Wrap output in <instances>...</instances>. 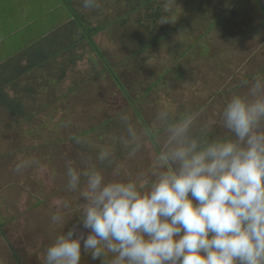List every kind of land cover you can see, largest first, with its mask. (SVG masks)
I'll return each mask as SVG.
<instances>
[{"label": "rangeland", "instance_id": "1", "mask_svg": "<svg viewBox=\"0 0 264 264\" xmlns=\"http://www.w3.org/2000/svg\"><path fill=\"white\" fill-rule=\"evenodd\" d=\"M67 1L93 26L109 23L95 41L127 96L88 43L80 41L64 0L37 2V11L30 12L31 25H24L27 31L18 32L17 38L27 34L32 44H38L42 34H49L43 45L58 44V50L76 40L79 44L71 54L18 78L16 86L6 89L7 95L21 100L25 117L13 116L0 106V222L5 232L0 248L9 250L12 264H44L46 248L61 231L75 227L73 238L89 234L78 216L83 201L66 187L68 160L78 169L94 164L106 179H113L117 166L126 173L121 179H139L142 174L149 178L158 145L148 138L141 151L130 156L119 141L126 134L122 115H128L138 129L150 128L157 111L167 106L177 114L198 113L200 122L215 119L212 132L222 136L219 113L227 99L246 92L243 81L264 77V33L255 31L261 30L260 13L249 12V0H160L156 6L170 22L160 21L156 31L143 20L141 10L122 23L127 0H99L97 9H84L82 0ZM34 31L39 32L33 39ZM17 38L0 64L9 67L16 62ZM155 39V46L140 51L142 43ZM75 56L81 59L63 75L62 66ZM26 63L25 59L19 65ZM103 147L111 150V163L96 159ZM25 159L39 163L16 173V163ZM65 202L68 208L63 207ZM57 211L65 213L64 229L51 220ZM81 254V264H98L99 259L84 251L83 241Z\"/></svg>", "mask_w": 264, "mask_h": 264}, {"label": "clouds", "instance_id": "2", "mask_svg": "<svg viewBox=\"0 0 264 264\" xmlns=\"http://www.w3.org/2000/svg\"><path fill=\"white\" fill-rule=\"evenodd\" d=\"M82 6L100 4L82 0ZM242 84L246 92L231 95L219 113L222 136L212 135L215 119L200 122L198 113L167 106L150 128L138 129L122 115L126 134L119 141L130 156L148 138L158 145L147 179H121L119 166L106 179L94 164L78 169L68 160L66 187L79 193L78 216L90 232L73 238L75 227L61 231L44 264H81V241L102 264H264V77ZM111 158L107 147L96 155L101 163ZM38 163L21 160L14 171ZM64 217L57 211L51 220L64 229Z\"/></svg>", "mask_w": 264, "mask_h": 264}, {"label": "trees", "instance_id": "3", "mask_svg": "<svg viewBox=\"0 0 264 264\" xmlns=\"http://www.w3.org/2000/svg\"><path fill=\"white\" fill-rule=\"evenodd\" d=\"M66 1L67 0H64L66 7L68 8V10L71 11V12H68L69 16L72 18L71 22L81 34L80 41L81 42L86 41L88 43V45L90 46V49L92 50L94 54V57L96 56L98 61L100 63L102 62L104 66V71L111 76L112 80L116 83L118 88L127 96L126 90L124 86L122 85L118 75L116 74L111 64L105 57L100 46L95 41V36L105 31L109 27V23L107 24L101 23L96 26H93L90 22L85 21L83 16H81L75 11L70 1H67V2ZM158 2H160V0H127L126 6L128 7V12L125 16H121V21H123L122 23H126L127 21L126 19L131 14H133L135 11L141 10L143 20L149 24V27L151 28V30L156 31L161 19L167 18V14H165L162 11L161 6L160 5L156 6ZM146 28L148 27L146 26ZM17 35H18L17 33L12 34V37H11L12 40H14L17 37ZM46 36L49 37L50 35L44 34L41 39L42 42H38V44H32L33 41L31 39H27V46H28L27 49L23 48L18 51H15V56H14L16 61H19L22 63L26 59L27 63L25 65L23 64L19 65V62L16 64H12L9 66L11 68L10 75H7L6 77H4L3 75L2 76L0 75V106L10 111L13 114V116L22 118V117H25L26 112L23 109L21 100L18 97H14V96L10 97L9 95H7L6 89L10 88L11 86L12 87L16 86L18 78H21L22 76L26 74L29 75L31 73L39 72L43 70L44 68H47V65L51 61H55L57 58L65 54H68L69 52L71 54L72 51L75 48H77L79 44V42H77L76 40V41L70 42V44L68 45L67 44L63 45L62 47L64 48L62 50L60 49L58 50L57 48L58 44L52 45V43H50V44H47L46 46L43 45L44 38ZM156 43H157L156 39L152 40L149 43L144 42L140 45V51L141 52L145 51L146 49H149L150 47L155 46ZM40 44L42 45L40 46ZM80 59H81V56H75L72 59H70V61H66L65 65L62 66L63 75H65L66 72H69L70 67ZM152 88H155V85H153ZM134 111L136 112V114H139L136 108H134ZM27 119H30V117H28ZM212 135L215 136L213 132H212ZM3 227H4L3 224L0 222V232L3 235H5Z\"/></svg>", "mask_w": 264, "mask_h": 264}, {"label": "crops", "instance_id": "4", "mask_svg": "<svg viewBox=\"0 0 264 264\" xmlns=\"http://www.w3.org/2000/svg\"><path fill=\"white\" fill-rule=\"evenodd\" d=\"M37 2H39L41 5V0H0V57H3L2 60H5L4 54L7 50V48L10 45V42H12V34H15L22 31H27L23 29V26L25 25L27 28L29 25H31L32 18H30V12H36L39 7H37ZM247 9H249V12H259L260 15L258 17L259 20V27L260 29H256L255 31H261L264 33V0H249V3L247 5ZM58 11V6H57ZM67 10H63L62 12H66ZM42 21V17H41ZM16 28L15 31L11 28ZM258 27V28H259ZM254 30V29H253ZM39 31H34L31 33V37L34 39V35L38 34ZM249 32V31H247ZM43 35V34H42ZM41 35V39H42ZM17 38V37H16ZM18 39V38H17ZM40 39V40H41ZM20 42V49H27V34L24 36V38L18 39ZM32 42V41H31ZM262 44L261 46H263ZM19 59V58H18ZM19 61H16L15 63L10 64H16ZM6 64H0V75L4 76L6 72H10L11 68L6 67ZM10 66V65H9ZM6 68V70H5ZM1 234V233H0ZM0 237H5V235L1 234ZM2 245V242L0 241V246ZM9 250L7 248L3 249L0 248V264H12L10 257H9ZM16 262V261H14ZM98 264H102V259H99Z\"/></svg>", "mask_w": 264, "mask_h": 264}]
</instances>
